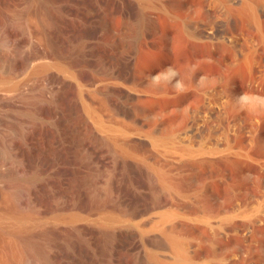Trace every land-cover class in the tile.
<instances>
[{
  "label": "rangeland",
  "instance_id": "374dc122",
  "mask_svg": "<svg viewBox=\"0 0 264 264\" xmlns=\"http://www.w3.org/2000/svg\"><path fill=\"white\" fill-rule=\"evenodd\" d=\"M133 1L0 0V264H264V220L247 232L250 220L234 213L257 199L255 165H194L159 145H184L199 101L191 79L221 70L246 86V66L202 59L193 74L180 23L205 1L167 0L180 7L151 12L157 33L132 42L143 87L110 79L111 68L125 71Z\"/></svg>",
  "mask_w": 264,
  "mask_h": 264
},
{
  "label": "bare ground",
  "instance_id": "6f19581e",
  "mask_svg": "<svg viewBox=\"0 0 264 264\" xmlns=\"http://www.w3.org/2000/svg\"><path fill=\"white\" fill-rule=\"evenodd\" d=\"M134 1L135 5L132 11L136 19L130 26L122 53V64L125 71L123 73L117 72L111 68L110 79L121 80L119 83L128 89L139 91L144 85V78L135 73L129 65L133 39L137 35L145 36L149 33H157L151 12H168L180 6L171 4L167 0ZM176 1L178 3V0ZM204 1L205 4L202 7L196 9L194 13H189L180 23L183 39L188 43V46L191 45L190 51H188V54L191 55L188 56L187 67L194 74L195 65L198 64L196 62L202 59L211 61L219 69L228 70L242 63L246 66L248 73L246 86L237 87L234 85L231 87L230 80L223 76L221 70L216 75L206 77L198 85H195L191 79V87L197 93L199 101L192 108L190 122L185 127L184 134L180 139L184 145L176 148L166 140H160L159 145L165 149L169 148L167 150H171L173 157L177 160H187L194 165H206L213 158L255 165L261 179L255 192L257 199L246 211L240 212V205L237 206L238 200H236L237 205L235 204L234 207V213L239 212L241 217L250 220L246 223L248 225L246 231L248 232L252 221L264 220V138H257L264 106H260L256 102L259 99L264 103V87L261 85V80L264 78V22L260 19V16L264 14V2L263 0H255L258 2L255 8L254 0ZM128 5L130 6V4ZM210 13L214 15V18L209 17ZM223 15L226 22L221 20ZM199 48H203L205 53H199L197 51ZM227 114L231 115L229 122L226 121ZM213 118L220 121L222 132L220 127L213 125ZM219 130L220 133L217 134ZM147 176L149 180H152L153 174L147 172ZM109 190L108 181L103 182L100 187H96V191L101 197H107ZM19 193L23 194L21 190ZM156 216H158L157 213L151 212L144 221H151L157 218ZM11 222L13 223V221ZM24 222L27 223V221ZM216 222L220 227L221 220ZM224 228L223 233L225 234ZM238 228L240 229V227Z\"/></svg>",
  "mask_w": 264,
  "mask_h": 264
}]
</instances>
